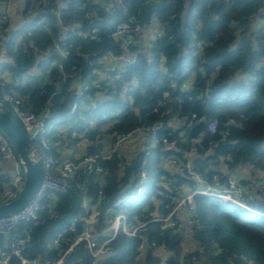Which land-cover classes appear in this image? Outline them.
I'll list each match as a JSON object with an SVG mask.
<instances>
[{"label": "trees", "instance_id": "trees-1", "mask_svg": "<svg viewBox=\"0 0 264 264\" xmlns=\"http://www.w3.org/2000/svg\"><path fill=\"white\" fill-rule=\"evenodd\" d=\"M23 1L19 27L8 29L7 22L0 23V35L7 41L0 66L13 77L29 74L0 91V107L10 108L5 94L13 92L21 109L47 112V124H52L48 142L56 161L76 162L72 146L80 142L85 144L83 153L96 157L90 169L74 171L67 192L46 196L36 219L20 223L10 234L0 233V251L8 252L13 238L29 236L24 255L42 258L45 252L46 258L57 259L63 251L47 245L56 229L67 225L72 215L84 213L94 214L106 233L111 221L105 209L118 200L116 210L126 214L130 229L149 219L139 216L142 211L168 214L187 189L199 186L189 173L170 170L167 163L170 158L189 159L193 137L201 146L190 157L191 165L203 179L223 183L227 174L249 166L264 184V0ZM154 19L161 29L143 44L139 37ZM260 19L263 23L256 26ZM123 20L141 26L134 44L126 48L112 33ZM19 35L21 43L15 48ZM122 56L134 61L120 60ZM191 60L196 61L192 66ZM36 67L40 73L33 72ZM84 84L79 95L78 87ZM55 118L62 119L60 129ZM209 121L216 122L214 133L207 130ZM132 130L135 135L123 144L137 141L135 151L104 155L107 144ZM66 149L73 152L63 154ZM235 179L253 192V198L244 196L246 203L264 213V192L245 178ZM2 182L0 174V192ZM83 199L89 206L85 210ZM219 200L225 201L196 193L193 210L174 213L173 226L151 221L134 235L118 232L100 262L264 264V215L225 201L250 214L238 216L219 207ZM5 201L0 199V204ZM81 230L78 223L75 232ZM183 237L193 242L192 251H182ZM148 242L166 249V258L147 253L138 260ZM77 256L88 264L83 250L71 253L63 264ZM9 264L18 260L12 257Z\"/></svg>", "mask_w": 264, "mask_h": 264}, {"label": "built area", "instance_id": "built-area-1", "mask_svg": "<svg viewBox=\"0 0 264 264\" xmlns=\"http://www.w3.org/2000/svg\"><path fill=\"white\" fill-rule=\"evenodd\" d=\"M12 1L14 0H0V23H9L8 21L11 18L10 6ZM140 28L141 26L139 23H136L133 20H123L116 23L112 33L126 48L134 44L135 34L140 32ZM160 29L161 28L158 27L157 33H159ZM19 39H21L20 35L13 41V47L16 48L19 43ZM3 40L4 36L0 35V53L3 49ZM198 44L199 43L197 42L194 55H196L198 52ZM37 51L39 52L40 50L38 49ZM38 54H42V52H39ZM131 55H133L132 52ZM127 57L128 56H122L120 60H127L128 62L134 61L133 57ZM195 62V60H191L189 62L190 66H192ZM53 64H55V61L50 62V65ZM28 74L29 73L21 72L13 77V74L9 69L1 70L0 68V91L4 90L7 85H12L13 83L23 81ZM205 84L208 87L207 80H205ZM85 87L86 84L79 85V95L82 93ZM12 95L13 96H9L8 93L5 94V98L8 99L10 108L4 110L9 112L11 116L20 124L27 134V137L31 142V146L41 157L43 178L37 190L34 192L33 196L30 198L25 207L14 214L0 217V233L6 235L15 231L20 223L29 222L36 219L37 213L41 209V204L46 196L48 194L67 192L70 187L69 178L74 173V171L76 169H90L96 157L95 154L83 153L78 157L76 162L69 158H63L60 161H56L51 154V147L48 142L49 129L52 128V124H47L46 121L47 118L50 117L49 114H47V112L35 114L33 112L21 109L20 99H18L13 92ZM72 109H74V107H72ZM207 130L209 133H214L216 130V122L209 121L207 123ZM135 133L136 130H132L125 136H119L113 144H107L104 155L108 157L109 153L113 151H117L119 154L120 145L127 141L128 138L134 136ZM224 133L226 134L227 131ZM199 141L200 139L198 137L192 138L193 145L186 153L187 158H190L192 156L191 154H194L195 150L201 146ZM146 153L148 152L146 151ZM0 157L8 159L11 158L14 162V170L10 174L4 175L2 177L3 188L0 192V199L8 201L14 198L21 189L23 183V171L17 159L15 158L14 152L11 149L8 141L1 133ZM218 170L221 169L218 168ZM99 171L102 172V170ZM188 173L197 181V184L199 185L198 187L201 186L202 188L196 187L194 189H187V191L182 196H180L170 212L166 215H162L161 213L152 210H148L147 212L142 211L139 213V216L149 219L136 224L132 229H130L128 227L129 223L126 214L116 210V207H119L121 204V200H118L113 204V206L106 208V214L111 221L108 232L104 233L97 226V219L94 214L91 217H87V215L84 213L81 215L74 214L71 216L69 223L61 228L56 229L53 233V236L50 238V245L54 248H60L63 251L57 259L46 257H28L24 255L22 250L29 241V236H26L24 238H13L9 244L10 249L8 252L0 251V264H9L12 257H15L19 264H63L67 260H64V258L69 257L71 253L77 250H83L87 254L89 258L88 264H102L100 259L103 258L111 249L110 243L118 232L123 231L127 235L131 236L134 235V233H136L140 227L145 226L146 223L151 221L160 222L163 228L169 227L175 223L173 220L174 213L184 208H187L190 211L193 210V196L196 193L215 195L225 201L232 202L241 206L242 208L250 210L251 212L264 215V213L260 212L255 206L248 205V203H246L244 196L248 195L250 198H253V192H249L241 187L234 175L231 173L226 175V181L223 183H220L216 179H214L212 182H205L204 179L201 178L200 174L195 172L193 168L189 170ZM142 177H145L144 173H142ZM214 178L217 177L214 176ZM140 182L141 181L135 184L138 191L141 189V186L139 185ZM186 222L189 223V225L191 224L192 219L190 216L186 217ZM78 223L82 224V230L79 233H76L75 230ZM188 230L191 231V228L188 227ZM62 247L64 249H62ZM163 250L166 251L164 248ZM163 259H165V257ZM68 264H85V261L82 256H77L76 259H73V261Z\"/></svg>", "mask_w": 264, "mask_h": 264}, {"label": "water", "instance_id": "water-1", "mask_svg": "<svg viewBox=\"0 0 264 264\" xmlns=\"http://www.w3.org/2000/svg\"><path fill=\"white\" fill-rule=\"evenodd\" d=\"M109 65L111 66L112 62ZM0 133L8 141L23 171V183L17 195L0 204L1 217L14 214L27 205L43 178V168L41 157L31 146L23 128L9 112L1 107ZM66 259L67 257L64 258Z\"/></svg>", "mask_w": 264, "mask_h": 264}, {"label": "rangeland", "instance_id": "rangeland-1", "mask_svg": "<svg viewBox=\"0 0 264 264\" xmlns=\"http://www.w3.org/2000/svg\"><path fill=\"white\" fill-rule=\"evenodd\" d=\"M16 1V2H15ZM14 4H18V0H14V1H12V6H10V8L11 7H13L14 6ZM38 21H41V19H39ZM261 23H263V20H258V22L256 23V26H259ZM17 27H19V25H16L15 26V28H17ZM160 28V24H159V22L157 21V20H152L149 24H147L146 26H145V28H144V33L142 32V35L139 37V40H140V42L141 43H143V44H148V42H147V40H146V38L147 37H152V36H154L156 33H157V31H156V28ZM14 28V29H15ZM21 43V39H19V43H18V45ZM18 47V46H17ZM16 47V48H17ZM38 58L40 59L41 58V60H42V58H44L43 57V55H41V54H38ZM0 68H2V66H0ZM105 68L106 67H103V70H105ZM107 69V68H106ZM33 72L34 73H40V68L39 67H36L34 70H33ZM189 75H190V77H193L195 74H194V72L193 71H190L189 72ZM166 93V92H165ZM179 120H181V119H178L177 121H179ZM53 123L54 124H56V127H59V129L61 128V126L60 125H62V119L61 118H55V119H53ZM172 124H175L173 121L171 122ZM156 140V139H155ZM136 142V141H135ZM84 143L83 142H80V143H78V144H75V146L73 145L72 146V148H73V150H75V152H74V156L75 157H79L81 154H83V151H84V149H85V147H84ZM124 145V144H123ZM123 145L121 144V148H123ZM136 147H138V145H135ZM76 148V149H75ZM73 150H70V149H68V152H70V151H72L73 152ZM191 155H194V154H191ZM7 161H9V162H11L12 161V159L11 158H9ZM167 163H170L171 165L169 166V168L168 169H170V170H176V171H178V172H180V173H187L188 174V171L189 170H191L192 168H193V166L194 165H191V158H189V159H186V160H184L183 162L182 161H179L178 159H174V158H170L169 160H168V162ZM3 165H6V163H3ZM5 167V166H4ZM195 167V166H194ZM215 167H217V166H215ZM235 177H237V178H239V179H244L245 178V180H246V182H250V184H252V185H254L256 188H257V190H258V187H259V191H262V192H264V184L261 182V181H259V180H257V176H256V174L254 173V174H252V172H251V168L249 167V166H244V167H242L241 168V171H240V173H237V172H233L232 173ZM164 176V175H163ZM202 178V177H201ZM203 179V178H202ZM204 181L205 182H207V180L206 179H204ZM3 183V182H2ZM2 186H3V184H2ZM198 188H202L201 186L200 187H198ZM246 190V189H245ZM163 195H164V192H163ZM177 201V200H176ZM176 201H175V203H176ZM175 203L173 204V206L175 205ZM81 205H82V207H83V209L85 210L86 209V207H89L88 206V203H87V200H85V199H83L82 200V203H81ZM218 206L219 207H225V208H227V209H232L233 210V212L235 213V214H237L238 216H243V217H248V218H250V214H248V213H245L243 210H241L240 208H237V207H235V206H233V205H231L230 203H228V202H225V201H222V200H219V202H218ZM194 207V206H193ZM106 210V209H105ZM188 210V209H187ZM156 212V211H155ZM248 214V215H247ZM91 216H93V215H90V214H87V217H91ZM171 226H173V225H171ZM183 243H182V251L183 252H189V251H192L193 250V248H194V245H193V242H191V241H187V239L185 238V237H183ZM47 245L48 246H50V241H48V243H47ZM141 254L139 255V257H137V259L138 260H143V258L146 256V254L148 253V254H151L152 256H156V255H158V254H160L161 255V257L162 258H166V256H165V251L163 250V249H161V248H159L158 246H156V245H151L149 242L147 243V244H144L142 247H141ZM166 250V249H165ZM163 251V252H162ZM193 263L194 264H197V260L195 259V260H193Z\"/></svg>", "mask_w": 264, "mask_h": 264}, {"label": "crops", "instance_id": "crops-1", "mask_svg": "<svg viewBox=\"0 0 264 264\" xmlns=\"http://www.w3.org/2000/svg\"><path fill=\"white\" fill-rule=\"evenodd\" d=\"M22 3H24L23 0H21V1L18 0V4H14V6L11 7V18L8 21L9 22L8 23V29L9 28H13V27L15 28L16 25H20L22 23V18H21L22 11H23V8L21 6ZM11 6H12V2H11ZM157 29L158 28H156V31H157ZM4 42L6 43V40H3V49H2V51L0 53V61H3V60L6 59V53H5L6 44ZM110 62H112V64H113L112 59L110 60ZM135 145H138L137 141L136 142L132 141L130 143L124 144L123 148L119 147V150L120 151H125V152H133V151H135L137 149V147ZM67 150L68 149L64 150L63 154H65V152H68ZM7 160H8V158L0 157V174H1L2 177L4 175L10 174L14 170V162L13 161L9 162ZM3 163H6V165H3ZM43 253H44L43 257H45L46 254H45V252H43ZM18 264H19V262H18Z\"/></svg>", "mask_w": 264, "mask_h": 264}]
</instances>
